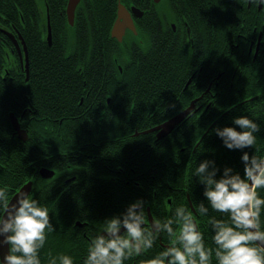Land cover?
I'll use <instances>...</instances> for the list:
<instances>
[{"label":"trees","instance_id":"16d2710c","mask_svg":"<svg viewBox=\"0 0 264 264\" xmlns=\"http://www.w3.org/2000/svg\"><path fill=\"white\" fill-rule=\"evenodd\" d=\"M66 1L0 0V27L21 35L28 62L26 80L24 70L16 76L12 73L13 79L9 76L5 79L19 82V91L0 85V126L6 132L10 130L4 107L7 111L19 109V114L25 109L19 123L28 134L25 141H19V146L12 141L13 151H7L15 152L14 158L19 154V175L16 160H12L13 174L3 173L0 180L11 193L29 178L32 169L28 163L32 155L38 151L48 154L50 149L56 153L53 177L84 176L85 170L79 167L81 154L74 160L61 152L83 146L86 130H91L93 133L87 136L93 137L99 135L97 130L102 131L105 149L116 151L114 155L120 160L130 158L134 162V191L120 185L118 191L109 190L118 195L114 200L100 201L97 190L86 191L82 184L55 200H42L49 207L55 225L43 249L45 258L49 252L54 255L69 251L79 260L86 249L76 244L81 242L78 231L81 227L76 222L94 225L103 217L99 215L101 210L111 211L115 204L119 210L136 196L153 198L155 215L161 210L157 205L163 199L189 203L188 194L190 202L195 203L202 186L189 188V172L197 156L214 155L218 163L239 164V150L227 149L218 136L210 133L215 125L230 123V118L240 112L251 114L262 125L253 149L264 151V72L259 81L250 79L248 83V76L244 78L237 73L234 77L239 54L230 57L227 37L231 26L240 25L236 19L243 16L245 8L240 4L244 5L243 0H186L189 11L199 22L193 27L198 30L196 36L187 43L178 34L160 30L163 27L151 25L145 29L143 24L137 26L140 43L133 42L131 37L118 42L110 35L117 0H80L73 25H69ZM121 1L142 8L153 5L152 0ZM231 4L235 7L230 8ZM47 17L50 43L46 38ZM188 52H198L197 63H190ZM16 54V51L11 53V42L0 31V65L9 60L10 65L18 66ZM230 58L234 60L227 66ZM193 65L201 66L200 85L190 83L182 90ZM212 66L215 75L220 74L214 78L216 84L212 83L206 90ZM203 74L205 79L201 81ZM0 82H3L1 78ZM194 94H202L197 114L183 118L162 138L157 139L154 132L141 133L184 108ZM107 97L114 108L98 119L96 111L100 106L104 109ZM17 98L19 105L13 101ZM176 99L182 101L173 104ZM131 102L134 104L130 109ZM171 105L175 109L167 110ZM89 107L90 111H85ZM84 113L92 117L85 118ZM134 130L139 133L129 135ZM111 137L117 140H108ZM131 139L134 144L129 151ZM4 141L0 135V147L8 145ZM57 163L69 164L70 168L59 167ZM119 175L127 176L128 171ZM31 194L38 196L33 188ZM163 240L167 242V237ZM125 264H139V261L132 257Z\"/></svg>","mask_w":264,"mask_h":264},{"label":"clouds","instance_id":"9594fccd","mask_svg":"<svg viewBox=\"0 0 264 264\" xmlns=\"http://www.w3.org/2000/svg\"><path fill=\"white\" fill-rule=\"evenodd\" d=\"M230 120L210 133L239 150V164L197 156L189 172V188L202 186L195 203L163 199L157 206L165 214L151 216L156 201L136 196L86 230L79 260L69 251L45 258L55 231L49 207L27 187L10 200L0 185V245H7L0 264H125L132 257L139 264H264V151L253 149L262 125L247 112Z\"/></svg>","mask_w":264,"mask_h":264},{"label":"flooded vegetation","instance_id":"af4514ba","mask_svg":"<svg viewBox=\"0 0 264 264\" xmlns=\"http://www.w3.org/2000/svg\"><path fill=\"white\" fill-rule=\"evenodd\" d=\"M152 3L153 5L147 4L143 8L136 6L134 4H130L128 6L126 5L130 11L134 25L136 27V34H134L131 29L126 28L123 37H131L134 39L133 42L135 41L136 43H140L141 39L138 37L137 26L143 24L145 29H149L151 25L160 26L161 28L163 27V29L160 30L171 32L174 35L178 34L181 38H183L184 41H186V43L189 37H190V42L193 41L194 37L196 36V33L198 32L197 28H193V27L198 26L199 22L198 19L195 18V15H193V13L189 11V8L187 7L189 5L188 4L189 2H186V0H160L157 3L152 1ZM240 4L245 8V10L243 11V16L240 17L239 19H236V22H238V24L240 23V25L237 27L231 26L229 28V33H228L229 36L227 38L229 41V48L231 52L230 57H233V55H236L237 53L239 54L238 64L236 66V69L233 71L234 77L237 73H240L241 77L244 78H247L248 76L247 79V83H248L250 79L259 81L260 76L264 72V5L259 4L258 0H245L244 5H242V3ZM131 5L136 6L139 10L137 11L131 10L130 9ZM230 6L233 5L231 4ZM0 31L3 32L4 36L10 40L11 53H15L16 51L17 53L16 55L18 59V66L16 64L10 65L9 60L6 62V64L2 63V65H0V78L3 81L0 82V85L9 86L11 89L19 91V82H17L16 80L13 82H6L5 80L7 76L13 79V76L19 75L21 71L24 70L23 57L22 55L20 56L15 41L13 37L10 35V33H13V36L16 38L18 36V32L17 31L13 32V30L9 31L3 27H0ZM17 43L18 45H20L19 39H17ZM196 53L198 52L195 53L188 52V54L191 57V61H190L191 64L197 63ZM6 58H8V55H6ZM233 60L234 59L230 58L229 62L227 63V66L231 64ZM117 66L118 69L121 71V66L120 65ZM213 66L211 73L208 74L209 78L206 84L207 90L210 88L212 83L216 84L214 78L218 77V75L220 74V72L217 71L218 73L217 75H215L213 71ZM200 70H201V66L198 65L197 67L196 65L192 66L190 73H188L186 76L182 90L185 89L190 83L196 84V86L200 85V83L198 82V78L200 76ZM257 73L259 75L258 78H256ZM204 74L201 77V81H204L205 79ZM24 79L26 80L27 78L24 77ZM190 96L191 95H189V97ZM201 96L202 94L201 95L194 94L191 96V98L188 100L187 105L190 103L191 100L194 99L195 100L194 106L186 116H190L193 113L197 114L200 107V105L197 103L201 98ZM246 98L247 97H245V99ZM13 101L16 102L17 105H19V98H17L16 100L13 99ZM179 101L182 100L176 99V101L173 104H176ZM109 102H110L109 97H107L105 99L104 109L102 108V106H100V110L96 111L97 114H95V116L98 119H101L105 111L109 112L113 110L114 105ZM112 102L115 103L116 99H113ZM133 104L134 103L131 102L130 109L133 107ZM88 109L90 111V107L87 108L85 111H87ZM166 109L169 111H173L175 107L174 105H171V107H168ZM4 110L10 122V130L6 132L3 126L2 125L0 126V135H2L3 139H5L4 143L8 144L7 146L0 147V175L3 173L13 174L12 171L14 170V168L10 166L12 160H16V171H17V175H19V154L14 158L12 154L16 155V153L14 152L10 154L8 152L13 151V146L11 145L12 141H15L16 144L19 146V141H25L28 137V134L26 132L25 139L19 137L18 131L14 128L12 124L10 114L12 113L13 116L16 118L18 124H20L19 117L23 116V111L25 109H23V111L20 114H19V109L17 110L9 109L7 111V109L4 107ZM177 112L178 110L175 113ZM83 115L85 116V118L92 117L90 113H84ZM96 132L99 135L93 137V136H87L88 133H93L91 130L84 131L86 139L84 140L85 144L83 146L77 147L79 149L73 148L70 149L69 151L61 152V154L71 156L74 160H77L79 158L80 156L79 153L81 154V161L79 167L85 170V174L80 178H76L74 174H69L66 175L65 177H60V178L53 177V175L55 174V168H57V166L54 163L56 153L51 149L48 152V154H46L45 152L41 153V151H38L36 152L35 155L34 154L32 155V161L28 163V165L32 169V172L29 175L28 179L33 180L32 188L33 190H35L36 193H38V197L41 200L43 201L55 200L59 198L61 194L70 192V190L73 187L79 184H82L81 187L86 191L97 190L100 201H103L105 199H111V200L116 199V196L118 195L110 193L109 190L118 191L120 185L123 186L125 190L127 189L126 187H128L130 192L134 191V185H136V180L134 178V172H133L134 162L130 158L120 160V158L117 157V155H114L116 154L115 153L116 151L113 152L114 150L105 149L104 147L105 142L103 138L104 133L100 130L99 131L97 130ZM52 133L54 134L55 132L52 131ZM137 133H135L134 130L133 132H130L129 135H135ZM38 134L40 133L38 132ZM108 140L113 142L117 140V137H111L108 138ZM51 142L53 143V140H50V143ZM133 144H134V140L131 139L129 151H131ZM82 147L84 148L82 149ZM43 160L49 161L50 163L49 164H46L44 162L42 163L41 161ZM57 165H60L59 167L70 168L69 164L57 163ZM41 167H46L48 169L53 170V175L50 177L41 176V174L39 173V169ZM125 171H128L127 176L119 175L120 173L124 175ZM0 185H6V184L2 183V180H0ZM20 185L14 188V190L10 193L9 198L19 188ZM146 188L147 186L143 187V192ZM117 207L118 206L115 204V208H113L111 211L103 209L100 211V214L99 213L98 214L100 216H105L113 211H117L118 210ZM160 208L161 210L158 213L165 214L162 210V207ZM158 213H156V215ZM151 216H155V214L152 213V211H151ZM77 225L81 227L78 230L79 233L81 234L80 236L81 242H78L76 244L80 248L82 247L86 249L87 248L86 230L94 225L92 224L89 225L87 224V222H82ZM160 243L161 241L158 240L157 244ZM85 253L86 251L84 252V254Z\"/></svg>","mask_w":264,"mask_h":264},{"label":"water","instance_id":"95a60500","mask_svg":"<svg viewBox=\"0 0 264 264\" xmlns=\"http://www.w3.org/2000/svg\"><path fill=\"white\" fill-rule=\"evenodd\" d=\"M80 0H67L66 1V6H65V14H66V19L69 25H73L74 21V13L76 6L78 5ZM153 2H159L160 0H152ZM131 10L137 11L139 10L136 6L131 5L130 6ZM126 28L131 29L134 34H136V27L134 25L133 19L131 17L130 11L127 8V6L121 1L117 0V7H116V16L113 20L111 29H110V35L111 37H114L118 42L122 41L123 35L125 33ZM10 35L13 37L15 44L18 48V51L20 53V56L22 55L23 57V65H24V70H25V78H27V73H28V62H27V50L25 43L21 37V35L18 33V36L15 38L13 36V33H10ZM50 37H51V32H50V23H49V18L47 17V34L46 38L48 43H50ZM17 39H19L20 45L17 43ZM21 51V52H20ZM194 99L190 101V103L184 107L183 109L179 110L177 113L173 114L169 118L153 125L152 127H149L148 129L142 130L141 133H147V132H155V137L157 139L164 137L167 135L174 127L176 124H178L183 118L186 117L188 112L192 109L194 106ZM10 118L12 121V124L14 128L18 131L19 137L25 139L26 138V130L18 124L16 118L13 116V114H10ZM137 133V131H135ZM39 173L43 177H50L53 175V170L48 169L46 167H41L39 169ZM32 179H27L25 182H23L19 188L11 195L9 198L10 200L14 198L16 193H19L22 189L24 188H29L30 191L32 189ZM170 200V198H167ZM187 199L188 202H190L189 196L187 194ZM150 222V220H149ZM76 224H80L79 222H76ZM7 250V245H0V255L3 254L4 251Z\"/></svg>","mask_w":264,"mask_h":264},{"label":"bare ground","instance_id":"6f19581e","mask_svg":"<svg viewBox=\"0 0 264 264\" xmlns=\"http://www.w3.org/2000/svg\"><path fill=\"white\" fill-rule=\"evenodd\" d=\"M244 1V3H245V0H243ZM243 3V4H244ZM233 5V4H232ZM234 7H235V5H233ZM233 6H230V8H234ZM187 41H190V37H189V39L187 40ZM207 90V89H206Z\"/></svg>","mask_w":264,"mask_h":264}]
</instances>
